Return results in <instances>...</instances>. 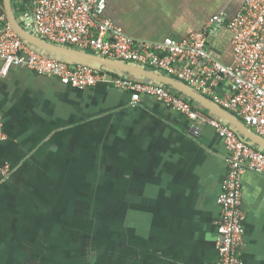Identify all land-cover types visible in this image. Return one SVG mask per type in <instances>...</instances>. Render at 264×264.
Segmentation results:
<instances>
[{
  "label": "crops",
  "instance_id": "1",
  "mask_svg": "<svg viewBox=\"0 0 264 264\" xmlns=\"http://www.w3.org/2000/svg\"><path fill=\"white\" fill-rule=\"evenodd\" d=\"M32 1L11 0L19 23L18 3L26 8ZM244 2L108 0L106 15L134 40L161 42L188 37L214 15L229 21ZM0 5L10 22L5 1ZM227 31L209 45L228 64L233 48ZM2 67L0 62L7 138L0 164L12 171L0 179V264H217L218 196L229 166L214 128L204 125L197 137L184 114L151 96L132 106L131 94L108 82L80 90L26 67L12 66L7 73ZM115 72L190 97L163 82ZM217 89L228 90L223 83ZM191 101L264 151L227 117ZM224 111L257 135L240 116ZM242 184V258L264 264V174L246 170ZM87 200L93 202L89 209ZM99 200H106L105 228L98 225Z\"/></svg>",
  "mask_w": 264,
  "mask_h": 264
},
{
  "label": "built area",
  "instance_id": "2",
  "mask_svg": "<svg viewBox=\"0 0 264 264\" xmlns=\"http://www.w3.org/2000/svg\"><path fill=\"white\" fill-rule=\"evenodd\" d=\"M107 3L108 0H33L26 8H19L20 23L32 35L49 43L164 72L221 109L240 116L264 139V0H245L233 19L226 21L221 14L214 15L201 30L188 37H169L161 42L128 37L106 15ZM216 27L231 34L232 63L222 62L210 49V31ZM0 62L4 73L12 66H22L80 90L108 82L129 92L132 106L144 96H151L187 116L197 137L204 125L214 128L225 143L229 166L218 196L221 217L217 221V264H245L242 246L247 215L243 207L242 176L249 169L264 174V151L239 135L235 127L200 113L190 97L177 94L165 85L134 80L112 68L45 54L20 36L1 5ZM219 83L227 86L225 93H219ZM6 138L0 114V145ZM11 171L9 165L0 164V179L5 180Z\"/></svg>",
  "mask_w": 264,
  "mask_h": 264
},
{
  "label": "water",
  "instance_id": "3",
  "mask_svg": "<svg viewBox=\"0 0 264 264\" xmlns=\"http://www.w3.org/2000/svg\"><path fill=\"white\" fill-rule=\"evenodd\" d=\"M5 1V7L8 14V18L12 24V26L15 28V30L20 34V36L25 39L28 43L31 45L39 48L41 51H46L49 53H55L59 56L72 58V61H81L89 64L96 65L98 67H108L112 69H117L120 71L130 72L133 74L145 76L154 80H157L159 82H163L165 84L177 87L187 93L190 97L197 99L204 104H206L209 108L213 109L214 111L218 112L221 115H224L227 117L232 123L237 125V128L239 130L243 131L250 139L255 140L259 144L264 146V140L260 137H258L255 134L250 133L248 130H246L245 127L238 124L237 121L233 119L232 116H230L227 112L222 110L219 107L213 106L211 102L206 99L203 95L192 89L190 86H188L186 83L181 82L177 79H174L172 77L160 74L158 72L160 71H150L148 68H139L130 64L120 63L111 61L105 58H102L96 54H93L91 52L87 51H79L70 47H64L55 45L52 43H49L47 41H44L34 35H32L29 31H27L18 21L15 14L13 13V9L11 6V0H4ZM62 58V57H61Z\"/></svg>",
  "mask_w": 264,
  "mask_h": 264
},
{
  "label": "rangeland",
  "instance_id": "4",
  "mask_svg": "<svg viewBox=\"0 0 264 264\" xmlns=\"http://www.w3.org/2000/svg\"><path fill=\"white\" fill-rule=\"evenodd\" d=\"M224 31H227L225 28H215V29H211L210 31V36H209V41L211 44H213L217 39L218 37H220L222 34V37L223 36H226L227 33L224 34ZM228 32V31H227ZM100 201V205L99 207L102 205L103 207V210H102V213H98V225H99V228H105L106 226V212H105V207H106V200H99ZM93 205V202L92 200H87V203L84 204V206L88 207V209Z\"/></svg>",
  "mask_w": 264,
  "mask_h": 264
},
{
  "label": "trees",
  "instance_id": "5",
  "mask_svg": "<svg viewBox=\"0 0 264 264\" xmlns=\"http://www.w3.org/2000/svg\"><path fill=\"white\" fill-rule=\"evenodd\" d=\"M12 1H13V0H12ZM12 5H13L15 8H16V6H17V4H15V3L13 4V2H12ZM18 8L23 9V8H25V6H24V5H20V4L18 3V7H17V9H18ZM17 9H16V10H17ZM16 16H17V17L19 16V12H16ZM190 98H191V97H190Z\"/></svg>",
  "mask_w": 264,
  "mask_h": 264
}]
</instances>
